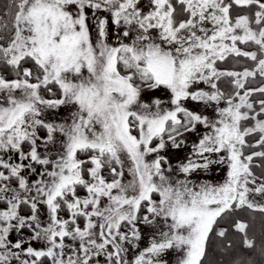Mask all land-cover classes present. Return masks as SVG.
Returning <instances> with one entry per match:
<instances>
[{"label":"snow or ice","instance_id":"snow-or-ice-1","mask_svg":"<svg viewBox=\"0 0 264 264\" xmlns=\"http://www.w3.org/2000/svg\"><path fill=\"white\" fill-rule=\"evenodd\" d=\"M248 213L264 0H2L0 264H217Z\"/></svg>","mask_w":264,"mask_h":264},{"label":"trees","instance_id":"trees-1","mask_svg":"<svg viewBox=\"0 0 264 264\" xmlns=\"http://www.w3.org/2000/svg\"><path fill=\"white\" fill-rule=\"evenodd\" d=\"M0 3H2V0H0ZM247 220L251 223V231H250V237L256 241V246L258 243V240L260 239V231L264 230V218H262L259 214L254 213H248L246 214ZM234 247L226 252L223 248L222 250H219V246L215 249L217 252V255L214 257L217 264H224L228 262V260H232V262H237L238 259L241 257H238L239 254L243 256V254H247V264H262L259 263V254H258V247L255 252H252L250 249H243L242 244L237 237H232ZM219 250V251H218ZM238 255V256H237ZM229 264V262L227 263ZM233 264V263H232Z\"/></svg>","mask_w":264,"mask_h":264},{"label":"rangeland","instance_id":"rangeland-1","mask_svg":"<svg viewBox=\"0 0 264 264\" xmlns=\"http://www.w3.org/2000/svg\"><path fill=\"white\" fill-rule=\"evenodd\" d=\"M182 155V154H181ZM222 176V173H213L212 174V177H213V179H214V181H216V180H219L220 179V177ZM260 239L258 240V243H257V246H256V248L258 247V254H259V256H258V258H259V263H262V264H264V257H262L261 255H260V252H259V250H260V246H261V242L262 241H264V230H261L260 231ZM219 250H222V248H220L219 247ZM218 250V251H219ZM257 250V249H256ZM247 254H243V256H242V254L240 255L239 254V256L238 257H240L239 259H238V261L237 262H232V260H228V262H229V264H241V262H244V264H247L248 262L246 261L247 260V256H246ZM228 262H226V263H224V264H227Z\"/></svg>","mask_w":264,"mask_h":264}]
</instances>
